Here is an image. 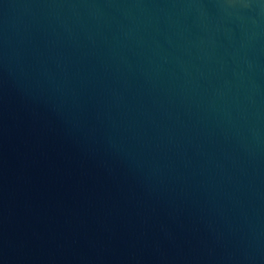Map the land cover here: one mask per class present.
Instances as JSON below:
<instances>
[{"label": "water", "instance_id": "1", "mask_svg": "<svg viewBox=\"0 0 264 264\" xmlns=\"http://www.w3.org/2000/svg\"><path fill=\"white\" fill-rule=\"evenodd\" d=\"M0 264H264V0H0Z\"/></svg>", "mask_w": 264, "mask_h": 264}]
</instances>
